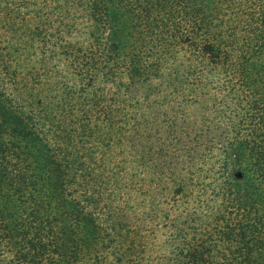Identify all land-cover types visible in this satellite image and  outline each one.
<instances>
[{
	"label": "trees",
	"instance_id": "1",
	"mask_svg": "<svg viewBox=\"0 0 264 264\" xmlns=\"http://www.w3.org/2000/svg\"><path fill=\"white\" fill-rule=\"evenodd\" d=\"M0 264H264V0H0Z\"/></svg>",
	"mask_w": 264,
	"mask_h": 264
},
{
	"label": "rangeland",
	"instance_id": "2",
	"mask_svg": "<svg viewBox=\"0 0 264 264\" xmlns=\"http://www.w3.org/2000/svg\"><path fill=\"white\" fill-rule=\"evenodd\" d=\"M122 18H124V21H123L124 24L122 26H123V29H124V32H125L126 29H127L128 24H129V21H128L129 19L126 20L127 19V16L125 17L123 15H122ZM256 66H259V65L256 64Z\"/></svg>",
	"mask_w": 264,
	"mask_h": 264
}]
</instances>
